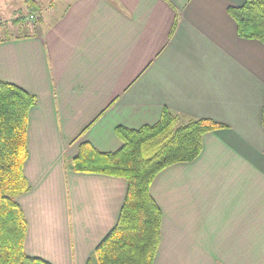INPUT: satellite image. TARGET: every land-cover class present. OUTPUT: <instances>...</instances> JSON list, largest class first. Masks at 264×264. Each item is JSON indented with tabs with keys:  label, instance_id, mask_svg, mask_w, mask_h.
<instances>
[{
	"label": "crops",
	"instance_id": "crops-1",
	"mask_svg": "<svg viewBox=\"0 0 264 264\" xmlns=\"http://www.w3.org/2000/svg\"><path fill=\"white\" fill-rule=\"evenodd\" d=\"M36 4L35 0H32ZM245 0H50L0 36V79L36 97L28 189L16 197L25 252L86 264L117 222L125 178L68 165L86 142L117 150L116 128L205 119L192 160L161 169L154 264H264V43L238 35ZM60 5V6H57ZM2 26V25H0Z\"/></svg>",
	"mask_w": 264,
	"mask_h": 264
},
{
	"label": "trees",
	"instance_id": "trees-1",
	"mask_svg": "<svg viewBox=\"0 0 264 264\" xmlns=\"http://www.w3.org/2000/svg\"><path fill=\"white\" fill-rule=\"evenodd\" d=\"M26 4L36 8L32 0ZM33 4V5H32ZM237 33L264 43V0L228 7ZM36 97L0 79V264H50L24 250L27 221L16 197L28 189L23 172L27 158V120ZM164 109L153 124L136 129L118 126L121 146L101 152L82 142L69 169L125 178L127 189L115 225L97 244L86 264H154L161 211L150 194L155 175L177 162L194 159L203 133L221 125L192 119L178 125Z\"/></svg>",
	"mask_w": 264,
	"mask_h": 264
},
{
	"label": "rangeland",
	"instance_id": "rangeland-1",
	"mask_svg": "<svg viewBox=\"0 0 264 264\" xmlns=\"http://www.w3.org/2000/svg\"><path fill=\"white\" fill-rule=\"evenodd\" d=\"M35 2L37 6L33 9H44L48 7L50 0H35ZM26 8H28L26 0H0V25H2L0 26V36L15 35L17 33H27V30L25 29H18L16 31H13L10 28L11 22H15V19H17V17H19V19H22L20 21H25V19L35 20L36 17L34 16V14L33 17H31L29 14H23ZM175 117L177 120L176 123L178 124L180 120H178V116Z\"/></svg>",
	"mask_w": 264,
	"mask_h": 264
},
{
	"label": "built area",
	"instance_id": "built-area-1",
	"mask_svg": "<svg viewBox=\"0 0 264 264\" xmlns=\"http://www.w3.org/2000/svg\"><path fill=\"white\" fill-rule=\"evenodd\" d=\"M31 17H33V15H30Z\"/></svg>",
	"mask_w": 264,
	"mask_h": 264
}]
</instances>
